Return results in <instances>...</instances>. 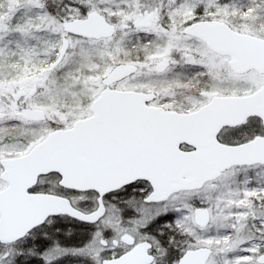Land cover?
<instances>
[{
  "label": "snow or ice",
  "instance_id": "1",
  "mask_svg": "<svg viewBox=\"0 0 264 264\" xmlns=\"http://www.w3.org/2000/svg\"><path fill=\"white\" fill-rule=\"evenodd\" d=\"M0 264H264V0H0Z\"/></svg>",
  "mask_w": 264,
  "mask_h": 264
}]
</instances>
